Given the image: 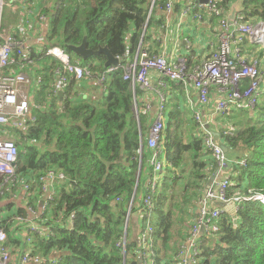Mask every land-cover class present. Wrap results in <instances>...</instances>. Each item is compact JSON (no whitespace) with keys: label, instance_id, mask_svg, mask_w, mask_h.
Segmentation results:
<instances>
[{"label":"trees","instance_id":"16d2710c","mask_svg":"<svg viewBox=\"0 0 264 264\" xmlns=\"http://www.w3.org/2000/svg\"><path fill=\"white\" fill-rule=\"evenodd\" d=\"M236 1L220 0L219 4L229 12ZM166 2L56 0L46 45L55 43L67 49L68 44H81L87 35L88 48L98 50L107 46L121 60L116 70L106 73L104 53L84 60L69 51L74 60L89 68L90 75L82 80L72 79L62 102L55 91L61 63L42 50L33 52L32 62H28L16 50V62L7 73L24 71L40 78L32 90L33 118L27 122V131L22 132L24 140L17 143V185L29 184L30 205L37 207L38 198L44 197L43 176L53 170L62 172L66 180L55 184L53 199L47 202L42 217L37 218L45 223L46 230L30 229L24 241L17 232L27 225V210L0 216V226L8 236L6 245L14 254L12 264H21L25 257L31 261L39 259V264H124V252L118 242L126 236L131 201L134 197L131 211L137 213V205L149 192L147 186L154 176L147 147L150 115L140 111L137 97L140 89L125 75L139 50L147 49L150 55L156 53L149 49L151 43L160 45L162 38L155 31L167 24ZM189 2L178 0L174 11L180 13ZM244 7L242 22L264 21V0H245ZM205 20L217 23L215 17ZM245 48L248 54L255 51L247 43ZM255 52L264 59V49ZM194 65L197 63L188 58L189 68ZM103 75L106 78L101 82ZM91 80L95 82L94 90L101 88L100 97L83 92L91 86ZM186 115L173 105L169 125L163 131L162 159L166 160V166L153 195L156 207L151 215L156 264H175L177 221L180 220L178 225L193 224L210 171L217 166L213 159L205 157L212 152L199 124L188 123L196 122V118L188 119ZM229 116L237 130L233 135L223 131V137L232 151L244 156L233 166L238 173L231 176L228 196L245 199L237 204L236 213L222 212L217 221L219 231L204 237L203 251L198 256L200 264H264V204L251 198L264 194V93L254 113L233 109ZM12 122L11 126H0V130L10 128L13 134L21 135L14 125L16 120ZM195 125L198 132H193ZM189 128L192 132H187ZM243 158L246 166L238 163ZM186 163L190 167L189 176L180 189L178 179L183 175H178L177 170ZM5 186V177L0 176V189ZM187 216L192 218L189 220ZM145 219L143 216L142 220ZM189 228L182 238L184 242ZM126 237L127 258L135 260L138 243Z\"/></svg>","mask_w":264,"mask_h":264},{"label":"built area","instance_id":"2783aa9c","mask_svg":"<svg viewBox=\"0 0 264 264\" xmlns=\"http://www.w3.org/2000/svg\"><path fill=\"white\" fill-rule=\"evenodd\" d=\"M155 1V0H154ZM178 0H167L165 12L167 18L173 17L175 14V5ZM220 0H190L184 5L180 13H177L178 27H180L190 16L196 21L206 22L205 18L215 17L217 19V31L219 36V44L217 49L206 59L200 61V64L189 68L188 58L181 57L173 61L168 53L150 55L147 50H139L134 63L128 67L125 75L126 79H130L134 86H140L150 93H155L158 97V112L153 120L149 136L147 138V147L150 150L148 162L154 172L153 178L148 183L147 192L142 201L137 205V215L142 219L140 229L142 230V246H139L136 264H156V257L153 250L154 235L151 225V215L155 210L154 193L159 184L161 173L166 166V160L162 159V141L164 138L163 131L166 128L167 100L168 95L165 91L157 89L153 86L151 72L159 74L161 78H168L171 81L193 82L197 88L199 100L205 106L211 102V92L216 88L221 97L216 104V111L223 117H230V113L235 110L245 112L256 111L261 96L264 93V73L263 60L256 55V50L264 48V21L242 22L243 17L239 15L236 20L228 17V11L225 12ZM8 0H0V126L8 127L13 125L12 120L15 119V127L25 129L27 121L33 118L30 109V99L26 91L22 90L23 84L29 82V76L25 72L7 73L14 61L16 50L22 53V58L28 62H32V53L26 50L24 41L17 38L13 33H6L2 29V13L7 5ZM197 10V11H195ZM167 24L162 26L168 28ZM173 22V21H172ZM180 31V28L178 29ZM254 48V53L248 54L245 48ZM45 55L56 58L62 65V71L57 70V86L55 91H64L72 79L82 80L85 76L90 75L87 66H83L79 61L74 60L68 49L60 44L44 45L41 49ZM118 66L107 68L106 73L112 72ZM106 75L99 80L103 82ZM40 81V78H38ZM149 108V106H148ZM196 121L204 132V140L206 146L212 152L218 167V172L228 169L231 165L233 168L235 162L230 163L227 153L223 150L221 142L217 135L207 128L206 121L203 119L201 112L196 113ZM231 122V120H229ZM237 128L230 123L225 134L233 135ZM8 133L5 129L0 130V176L5 177L7 186L0 189V196L5 195L9 190L18 183V162H19V146L13 138H5ZM239 165L246 166L245 158L238 161ZM44 182L43 192L45 193L42 210L45 209L49 200H52L55 194L56 183L64 182L66 176L62 172L50 170L41 178ZM149 182V181H148ZM232 184L231 176L221 178L217 181L216 186L207 188L203 196L200 197L196 216L193 218V224L189 236L183 243V251L177 255L175 264H200L199 246L205 236L211 235L213 232L219 231L218 219L222 212L226 210L220 207H211L218 202L224 206L233 202L237 211L238 203L245 199L240 196L230 198L228 189ZM25 189L29 190V184L24 183ZM259 200L264 204V194H256L251 197ZM131 206L128 211L127 225L131 219ZM33 216L36 212L31 210ZM73 217V216H72ZM71 217V218H72ZM31 230L40 232L44 227H35L34 220L30 223ZM127 232V226L125 227ZM8 236L5 230L0 226V264H10L12 254L7 247ZM31 240V239H29ZM141 238H139V243ZM127 237L125 236L118 242V246L126 253ZM39 264V259L31 261L28 257L23 258L21 264Z\"/></svg>","mask_w":264,"mask_h":264},{"label":"crops","instance_id":"0c3cea01","mask_svg":"<svg viewBox=\"0 0 264 264\" xmlns=\"http://www.w3.org/2000/svg\"><path fill=\"white\" fill-rule=\"evenodd\" d=\"M55 6L56 0H8V3L2 13V29L6 33H13L17 38L24 41L27 51L31 53H38L47 43L45 38L51 28V20ZM173 15L174 16L171 18H167L171 19L168 22L167 29L159 28L157 31H155L156 35L162 38L160 45H154L155 43L152 45L151 43V49L149 50H154V52H156L154 54L168 53V55L170 54L172 59H174L173 61H176L178 58L185 57L192 58L194 63L200 64V61L209 57L218 47L219 36L214 31L217 29V26L212 21L211 24H209L208 22H199L194 20L193 17L190 16L180 27H178V18L176 17L177 11H175V14ZM179 28L180 31L178 30ZM256 54L258 55L257 52ZM137 55L135 58H137ZM31 68L33 67L31 66ZM26 73L30 77V80L26 83L25 89L29 95L31 104V101L35 96L34 94H32V90L34 87H36L39 81L38 77H34L31 73ZM151 79L154 87L165 91L168 95V100L171 98L169 104V107L171 109L173 105L179 106V108L187 114L186 117L188 119H193V117L195 119L196 113H202L203 119L206 121L207 128L213 131L215 135H217V138L221 142V144H226L228 146L229 150L226 153L230 159V163H236V161L240 159L241 156H244V154H238V152L232 151L225 138L223 137L222 132L227 129V126L230 123L233 124V121L231 119L230 122V119H226V117H223L216 111V104L221 97L216 88L212 89L210 104L208 106H205L200 102L197 88L190 80L186 82L170 81L168 80V78H161L159 74L154 71L151 72ZM94 83L95 82L91 80V86L88 88L86 87L83 92L85 94H89L92 97H100V95L102 94V90L101 88L99 90H94ZM138 87L140 89V93L137 96L140 111L142 113H147L150 115L149 120L147 121V136H149L150 126L158 112V97L155 93H150L142 87ZM59 101L62 102L60 96ZM169 107L167 105L166 127L169 125ZM188 123H191L193 125V123H197V121L195 122V120H190ZM196 125L195 129H193V132H198V128ZM187 132H192V130L189 128L187 129ZM211 154H207L205 157L213 159V162L215 163L214 156L213 154ZM189 168L190 167L187 164L177 170L179 173L178 175H183L181 179H178L180 189L184 187L185 179L187 176H189ZM214 169H211L210 171V179L203 192H205L207 188L212 187L209 182L211 181V176L218 171V167L216 166V168ZM237 173L238 172L235 171L230 165L228 169L220 171L217 177V181H219L222 177H227L228 175L237 176ZM169 175L170 177L173 176L172 173H169ZM27 191L28 190L25 189L24 183H21L9 190L4 195L3 199L0 198L1 217L9 216V214L20 209H25L29 213L28 220L26 221L27 225H25L23 229L17 232V234H19L21 236V239L24 241L27 237H29L28 232L30 229H32V225L30 223H33V220L34 225H36L35 227H44V230H46L45 223L41 222L42 220L40 219L37 220L38 217H42V205L45 195L42 198H38L36 207L34 204L30 205L31 200ZM180 193L183 194V191H181ZM215 205L216 207L218 206L220 208L226 207V210L232 213H236L235 204L233 202L229 203L226 206L216 202V204H213L211 207H215ZM32 207H34V209L36 210L35 216H33V213L30 210ZM187 218L190 220V218L192 217L187 216ZM141 222L142 219L138 217L137 213H133L126 232V236H128L129 240L132 242L136 241L138 243V246L140 238L139 229ZM188 232L189 229H186L185 236L186 233L188 234ZM7 247L12 251L11 247H9L8 245ZM124 256H126V264H132L137 261V259L132 260L131 256L129 257L130 259H128L126 253L124 254ZM11 261H14V254ZM12 263L13 262H11L10 264Z\"/></svg>","mask_w":264,"mask_h":264},{"label":"water","instance_id":"95a60500","mask_svg":"<svg viewBox=\"0 0 264 264\" xmlns=\"http://www.w3.org/2000/svg\"><path fill=\"white\" fill-rule=\"evenodd\" d=\"M206 1V0H205ZM244 2L245 0H237L233 6L231 7L230 11L228 12V17L231 18L232 20H236L238 17V14L242 13L245 9L244 7ZM67 49L71 52H73L75 55H77L78 57L82 58V59H88L89 57L93 56V55H100L102 53H104L107 57V60L104 64L105 68H109L111 66H118L120 65V58L116 57L111 51L110 49L105 46V47H100L98 50H93L91 48H88L87 45V35H85L83 41L81 44L79 45H73V44H68L67 45ZM59 96L61 97V99L63 100V95H64V91H59ZM222 148L225 152H228L229 148L226 144H221ZM219 172L217 171L216 173H214L211 176V181L209 182L211 184V186H216L217 184V177H218ZM134 197H133V201H134ZM126 256H124V264H126ZM132 264H136V262L132 263Z\"/></svg>","mask_w":264,"mask_h":264},{"label":"rangeland","instance_id":"374dc122","mask_svg":"<svg viewBox=\"0 0 264 264\" xmlns=\"http://www.w3.org/2000/svg\"><path fill=\"white\" fill-rule=\"evenodd\" d=\"M242 13H240V14H238V16L239 15H241ZM165 25V24H164ZM163 25V26H164ZM248 46V45H247ZM264 49V48H263ZM14 59V61L16 62V58H13ZM24 72V71H23ZM26 73V72H25ZM263 73H264V68H263ZM25 86H26V83L25 84H23V86H22V88L26 91V89H25ZM263 86H264V83H263ZM27 92V91H26ZM33 114V113H32ZM28 121H30V120H28ZM27 121V122H28ZM27 127L25 128V129H20V131H21V135H19L18 134V136L17 135H15V134H13V131L10 129V128H7V129H5V131L6 132H8V133H6L5 135H4V137L5 138H13L17 143L18 142H21V141H23L24 140V137H23V134H22V132H26L27 131ZM19 165V164H18ZM30 210H33V211H35L36 212V210L34 209V207H32ZM182 219H184V218H182ZM186 220V219H185ZM180 221V220H179ZM179 221H177V224H176V226H175V232L176 231H179V234L176 236V240H175V245H176V248H177V252H176V254L174 255L175 256V260L177 261L178 259L176 258L177 257V255H179L182 251H183V247H182V245H183V243H184V239H182V238H185L184 237V235H185V232H186V229L188 230V229H190L189 227L190 226H192V224H189V223H181V225H178V222ZM126 226H127V224H126ZM139 237L141 238V241H140V243H139V246L141 247L142 246V243H143V240H142V230L141 229H139ZM204 240V239H203ZM203 241H202V244L199 246V250H200V252H202L203 251Z\"/></svg>","mask_w":264,"mask_h":264},{"label":"clouds","instance_id":"9594fccd","mask_svg":"<svg viewBox=\"0 0 264 264\" xmlns=\"http://www.w3.org/2000/svg\"><path fill=\"white\" fill-rule=\"evenodd\" d=\"M129 224V223H128ZM127 228H128V225H127Z\"/></svg>","mask_w":264,"mask_h":264},{"label":"bare ground","instance_id":"6f19581e","mask_svg":"<svg viewBox=\"0 0 264 264\" xmlns=\"http://www.w3.org/2000/svg\"><path fill=\"white\" fill-rule=\"evenodd\" d=\"M71 224V223H70ZM136 262V261H135Z\"/></svg>","mask_w":264,"mask_h":264}]
</instances>
